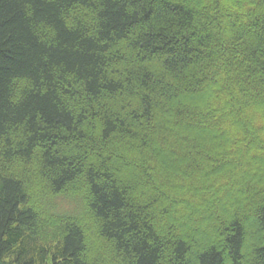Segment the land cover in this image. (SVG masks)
<instances>
[{
    "label": "trees",
    "instance_id": "obj_1",
    "mask_svg": "<svg viewBox=\"0 0 264 264\" xmlns=\"http://www.w3.org/2000/svg\"><path fill=\"white\" fill-rule=\"evenodd\" d=\"M0 264H264V0H0Z\"/></svg>",
    "mask_w": 264,
    "mask_h": 264
}]
</instances>
